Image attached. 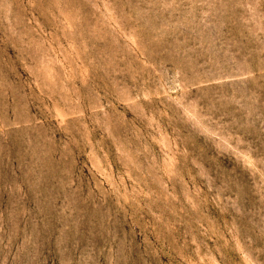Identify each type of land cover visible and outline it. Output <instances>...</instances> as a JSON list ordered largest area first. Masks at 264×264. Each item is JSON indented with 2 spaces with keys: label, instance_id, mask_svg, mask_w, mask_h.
<instances>
[{
  "label": "rangeland",
  "instance_id": "rangeland-1",
  "mask_svg": "<svg viewBox=\"0 0 264 264\" xmlns=\"http://www.w3.org/2000/svg\"><path fill=\"white\" fill-rule=\"evenodd\" d=\"M0 264H264V0H0Z\"/></svg>",
  "mask_w": 264,
  "mask_h": 264
}]
</instances>
